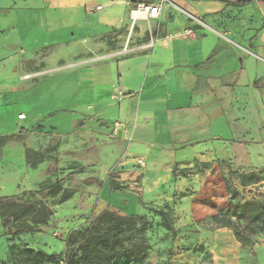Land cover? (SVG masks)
<instances>
[{"label":"crops","instance_id":"0c3cea01","mask_svg":"<svg viewBox=\"0 0 264 264\" xmlns=\"http://www.w3.org/2000/svg\"><path fill=\"white\" fill-rule=\"evenodd\" d=\"M17 1L0 0V118H5L0 135L21 138L4 145L0 160L9 147L17 154L8 156L6 163L31 165L45 151L32 132L45 116L39 111L43 105L29 91L31 69L42 60L33 58L36 49L26 55L17 42L38 32L48 36L61 32L75 41L77 29L83 27L92 41L84 52L97 55L104 48L106 54L57 71H63V81L73 82L78 96L70 102L73 114L68 125L87 120L85 125L96 127L103 136V129L120 121L129 128L128 134L121 131L122 136L131 135L119 181L115 175L106 183L98 181L103 197L114 194L108 188L111 179L132 195L155 198L171 181L201 190L205 179L219 182L213 174L218 165L214 159L236 163L237 152L264 147V0H167L157 18L140 13L137 3L127 0H40L37 5L43 4L44 10L31 11L18 7ZM97 3L101 10L94 9ZM129 31L131 45L126 41ZM109 35L117 37L112 52H107L103 40ZM122 47L126 54H114ZM19 52L33 61L31 66L18 64ZM21 113L25 118H18ZM31 113L30 124L21 125ZM139 159L144 166H138ZM204 160H213L205 175L195 168H202ZM174 167L181 169L177 176ZM185 168H190L188 173L182 171ZM11 181L17 194L20 189ZM33 181L26 178L24 187H35ZM135 183L141 193L126 187Z\"/></svg>","mask_w":264,"mask_h":264},{"label":"rangeland","instance_id":"374dc122","mask_svg":"<svg viewBox=\"0 0 264 264\" xmlns=\"http://www.w3.org/2000/svg\"><path fill=\"white\" fill-rule=\"evenodd\" d=\"M39 1L19 0L17 4L18 7H26L28 11L44 10L43 4L37 5ZM98 4L100 3L96 5ZM63 34L60 32L59 36H48L38 32V35L33 33V37L27 36L22 39L24 41L17 42L20 46L23 44L24 50L28 51L26 55L30 49H36L33 58L42 60L31 69V75L34 74L31 77L33 87L29 91H32L34 100H41L40 104L43 105L39 107L42 108L39 111L44 112L45 116L32 132L42 142L39 148L45 151L31 165L22 161L6 163L8 156L17 154L14 150L10 151L11 147L4 152L5 159L0 160V198H13V201L0 206V258L9 264H28V256L24 253L26 248L42 251L51 257H69L73 255L69 242L73 240L75 233L89 225L104 228V222L97 219L101 213L109 210L125 217L144 216L147 219L148 225L143 233H132L134 241L148 246L142 255L141 264H264V231L260 229V225L264 226V223L247 220L238 225V229L251 233L253 243L249 249L238 241L233 229L219 226L212 220L214 214L230 212L235 204L253 200L264 204V147L260 150L249 147V152H237L239 162L236 163L222 158L214 159V163L217 162L218 165L213 169V174H217L219 182L207 183L205 179L202 191L194 190L189 184L183 186L171 181L163 185L158 198L143 193L132 195L124 190L103 197V187L98 185V181L106 183L111 175H115L119 181L120 168L124 167L122 160L126 154L125 143L131 140V135L126 137L125 134L128 133L124 131L123 136L121 131L115 133L112 125L106 127L107 130L103 129L104 135L100 136L97 134L99 129L86 126L87 120L83 123L71 121V125H68L73 114L70 102L75 101L78 96L73 91V82L63 81V71H57L72 64H86L101 58L106 51L102 48L97 55H87L84 52L85 47L92 43L86 27L77 29L75 41L68 38V34L64 38ZM98 40L99 38L95 39V42ZM103 40L108 45L107 52L116 50L115 35L104 37ZM129 40L130 36L129 39L127 37V45H131ZM2 47L3 44L0 43V48ZM122 49L113 53L123 55L128 52L127 48ZM22 53H17L18 64L28 63L31 66L33 61L25 56L21 57ZM23 91L25 90L22 89L21 92ZM21 92L19 91V96L22 95ZM49 98L55 100L47 102ZM31 115L32 113L26 121H20L21 125L30 124ZM4 119L0 118V126ZM3 137L4 135H0V142ZM262 139L264 140L263 135ZM44 144H48L47 148H44ZM140 160L137 163L142 167L145 163L141 160L143 164H140ZM212 162L213 160H204L202 168H195L205 175L206 170L211 171ZM79 169L81 172L76 176L66 177L69 172ZM180 170L179 167H174L173 174L177 176ZM183 170L188 173L190 168ZM30 176L35 187L25 188V180ZM63 177L65 180L61 185L62 191L52 197L49 193L51 185ZM85 179L97 181L90 186ZM11 180H15V186L18 185L20 189L17 194ZM123 183H127V180ZM126 185L134 192L143 191L138 188V183L133 187ZM122 193L125 194L120 195ZM127 196L130 198H126ZM31 203H36V208L18 222L3 221V217L9 213ZM102 203L104 208L101 207ZM160 209L164 210L166 220L176 233L164 225ZM21 228L25 230L20 235H14V231ZM125 235L131 234L126 232ZM11 245L16 247L14 252Z\"/></svg>","mask_w":264,"mask_h":264},{"label":"trees","instance_id":"16d2710c","mask_svg":"<svg viewBox=\"0 0 264 264\" xmlns=\"http://www.w3.org/2000/svg\"><path fill=\"white\" fill-rule=\"evenodd\" d=\"M127 1L133 4L139 3L137 0ZM20 138V134L4 136L0 142V153L8 141ZM80 172L81 169L73 170L66 177L76 176ZM64 180L65 177L57 179L51 185L49 193L52 197L57 196L62 191L61 185ZM85 182L94 183L95 179H85ZM109 187L112 192H122L124 190V187L118 185L113 179L110 180ZM10 201H13L12 197L0 198V206L2 207ZM39 204L43 205L42 202ZM36 206V203L24 205L3 217V221L7 222L11 220L12 222H18L34 210ZM159 214L163 218L164 225L173 233H176L166 220L164 210L160 209ZM97 220L104 222L106 228H100L98 225H89L77 231L75 236H73V240L69 242V245L72 246L73 255L69 257L65 255L51 257L45 255L42 251L26 248L24 253L28 256V264L55 263L62 257L65 258L67 264H141L142 255L148 249V246L139 243V241H134L132 233L134 231L143 233L148 225L147 219L144 216L125 217L107 210L101 213ZM212 220L219 226L233 229L238 241L244 247L251 249L253 243L251 233L238 229V225L247 220L249 222L264 223V204L257 200L235 204L230 212L214 214ZM260 229L264 231V226L260 225ZM22 230L25 229L15 230L14 235H20L23 232ZM126 232L131 235L126 236ZM10 248L13 252L16 250L15 245H11Z\"/></svg>","mask_w":264,"mask_h":264},{"label":"built area","instance_id":"2783aa9c","mask_svg":"<svg viewBox=\"0 0 264 264\" xmlns=\"http://www.w3.org/2000/svg\"><path fill=\"white\" fill-rule=\"evenodd\" d=\"M138 7L137 10L148 16V17H154L157 18L159 17V15L161 14L162 8L167 5L168 1L167 0H158L157 2H145L142 0H138ZM95 10H101L102 6L101 5H97L94 8ZM115 98H119L117 96H114ZM19 119H23L25 118V114L21 113L18 115ZM114 132L117 133L118 131H124L125 133H129V128L125 125V123L123 122H116L114 124V128H113ZM140 164H143V162L140 160L139 161ZM0 264H9L3 260L0 259ZM47 264H67L66 260L64 257L58 259V261H56L55 263L49 262Z\"/></svg>","mask_w":264,"mask_h":264},{"label":"water","instance_id":"95a60500","mask_svg":"<svg viewBox=\"0 0 264 264\" xmlns=\"http://www.w3.org/2000/svg\"><path fill=\"white\" fill-rule=\"evenodd\" d=\"M243 1L251 2V1H253V0H243Z\"/></svg>","mask_w":264,"mask_h":264}]
</instances>
